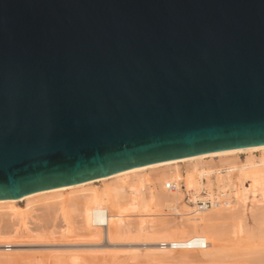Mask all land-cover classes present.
Segmentation results:
<instances>
[{
  "label": "water",
  "instance_id": "95a60500",
  "mask_svg": "<svg viewBox=\"0 0 264 264\" xmlns=\"http://www.w3.org/2000/svg\"><path fill=\"white\" fill-rule=\"evenodd\" d=\"M264 143V0H0V199Z\"/></svg>",
  "mask_w": 264,
  "mask_h": 264
},
{
  "label": "bare ground",
  "instance_id": "6f19581e",
  "mask_svg": "<svg viewBox=\"0 0 264 264\" xmlns=\"http://www.w3.org/2000/svg\"><path fill=\"white\" fill-rule=\"evenodd\" d=\"M197 200L210 204L202 209ZM80 241L90 246L64 248ZM26 243L63 244L34 252L52 264H87L84 256L121 264L119 255L136 262H217L248 249L264 252V143L0 199V256L10 257Z\"/></svg>",
  "mask_w": 264,
  "mask_h": 264
},
{
  "label": "rangeland",
  "instance_id": "374dc122",
  "mask_svg": "<svg viewBox=\"0 0 264 264\" xmlns=\"http://www.w3.org/2000/svg\"><path fill=\"white\" fill-rule=\"evenodd\" d=\"M243 157V155H241V158ZM39 213V211H38ZM160 216H158V220H160L159 218ZM165 218V217H164ZM161 219H163V216L161 217ZM157 220V219H156ZM161 221V220H160ZM80 243H84L82 241L80 242H77L76 246H74V243L72 245L71 244H64V248H75V247H81V248H88L86 247L87 245L86 244H80ZM29 243H26V244H20V245H17L15 246V253H12L13 255L10 256V257H4V256H0V264H44V263H50L52 264L53 263V259L52 258H45L43 256V259L42 257L40 258V255L39 253H34V252H46V250L48 251V249L50 250L51 248H63V244H29ZM60 246V247H58ZM69 246V247H68ZM73 246V247H72ZM18 249V250H17ZM46 249V250H45ZM249 250V249H248ZM247 250V251H248ZM27 251V252H26ZM246 250L241 253V254H238V255H235L234 257H232L229 261H215V262H204V261H197V259L195 258L194 260H190V261H186V262H181V263H178V261H174L172 259V261H168L169 258H163V262L162 260H157L156 262L155 261H152L150 263V261H142V262H136L135 260H130V259H127V258H124L123 256L119 255V257L116 258V261L121 263V264H264V252H261V251H258V253H249L247 252ZM264 251V250H263ZM24 252V253H23ZM246 252V253H245ZM22 253V254H21ZM26 253V254H25ZM34 254V255H33ZM24 255V256H23ZM19 256V257H17ZM42 256V255H41ZM12 257V258H11ZM21 257V258H20ZM88 257V258H87ZM84 256V260L87 264H109L111 262V259H109V257H100V256H96V257H92V256ZM16 258V259H15ZM38 258V259H37ZM107 263H106V260ZM37 259V260H36ZM87 259V260H86ZM165 259V261H164ZM167 259V260H166ZM17 260V261H16ZM43 260V262H42ZM48 260V261H47ZM140 260V259H139ZM199 260V259H198ZM41 261V262H40ZM94 261V262H93ZM105 261V262H104ZM133 263H132V262ZM159 261V262H158ZM174 261V262H173ZM52 262V263H51ZM109 262V263H108Z\"/></svg>",
  "mask_w": 264,
  "mask_h": 264
},
{
  "label": "built area",
  "instance_id": "2783aa9c",
  "mask_svg": "<svg viewBox=\"0 0 264 264\" xmlns=\"http://www.w3.org/2000/svg\"><path fill=\"white\" fill-rule=\"evenodd\" d=\"M197 203L198 207L202 209L206 208L210 204V202L207 200H197Z\"/></svg>",
  "mask_w": 264,
  "mask_h": 264
}]
</instances>
